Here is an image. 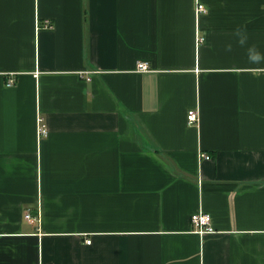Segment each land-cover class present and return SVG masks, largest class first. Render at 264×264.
<instances>
[{
    "label": "crops",
    "instance_id": "1",
    "mask_svg": "<svg viewBox=\"0 0 264 264\" xmlns=\"http://www.w3.org/2000/svg\"><path fill=\"white\" fill-rule=\"evenodd\" d=\"M237 26L264 52V0H0V264H264V65Z\"/></svg>",
    "mask_w": 264,
    "mask_h": 264
},
{
    "label": "built area",
    "instance_id": "2",
    "mask_svg": "<svg viewBox=\"0 0 264 264\" xmlns=\"http://www.w3.org/2000/svg\"><path fill=\"white\" fill-rule=\"evenodd\" d=\"M205 13H206V8L202 4L197 3L195 6V14L198 16ZM44 27L51 28L52 26L49 22H46ZM136 69L137 72L139 73H145L149 71V66L145 62H138L136 65ZM13 84H14L13 78H9L6 82L7 86H12ZM197 122H198V113L196 112V110H189L186 114L187 126H194L197 124ZM38 134L41 137H45L47 135L46 126L44 125L41 119H39ZM201 158L205 160L210 159L209 156H206L204 154L201 156ZM24 218L27 221L35 220L28 212L25 213ZM190 223L193 232L201 237L215 233V230L211 224V217L209 214L203 212L195 213L191 215ZM86 243L89 244V241H86Z\"/></svg>",
    "mask_w": 264,
    "mask_h": 264
},
{
    "label": "clouds",
    "instance_id": "3",
    "mask_svg": "<svg viewBox=\"0 0 264 264\" xmlns=\"http://www.w3.org/2000/svg\"><path fill=\"white\" fill-rule=\"evenodd\" d=\"M236 45L245 49V55L249 64L264 65V52L260 51L256 44H249V34L244 26H237L233 32ZM233 50V43L227 42L224 45L225 52Z\"/></svg>",
    "mask_w": 264,
    "mask_h": 264
}]
</instances>
